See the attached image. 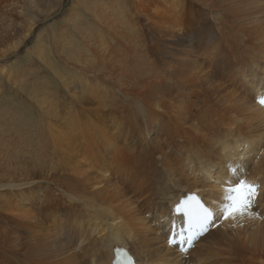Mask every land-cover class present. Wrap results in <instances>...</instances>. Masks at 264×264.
Segmentation results:
<instances>
[{
    "label": "bare ground",
    "instance_id": "6f19581e",
    "mask_svg": "<svg viewBox=\"0 0 264 264\" xmlns=\"http://www.w3.org/2000/svg\"><path fill=\"white\" fill-rule=\"evenodd\" d=\"M113 1L93 25L72 16L82 50L52 57L49 34L26 50L56 83L30 87L35 149L14 146V118L0 130V264H109L121 247L135 264H264V0ZM242 180L260 185L250 208L169 242L181 195L219 220Z\"/></svg>",
    "mask_w": 264,
    "mask_h": 264
},
{
    "label": "rangeland",
    "instance_id": "374dc122",
    "mask_svg": "<svg viewBox=\"0 0 264 264\" xmlns=\"http://www.w3.org/2000/svg\"><path fill=\"white\" fill-rule=\"evenodd\" d=\"M110 1L114 2L113 0H8V1L5 0L3 1L2 5L0 6V56H4V55L7 56L0 57V67H2L5 73H7L9 80L7 79L6 75L3 76L1 74L2 72L0 70V130L2 133V137L3 135L5 136V138L6 135L9 136V132L6 131V127H5V117L10 118V120L12 118L15 119L14 121L20 127L21 129L20 132L22 134L18 132L17 133L13 132L14 136H16V139H14V141L16 140L14 146L17 145L20 148H22V150L24 151H30L32 148L33 149L36 148L35 145H33V141L31 142L28 141L29 135H31L32 131L34 132L36 128L35 120L38 117L37 116L38 108L36 107V105H34V103L30 101V100L34 101L32 96L29 95L30 87H32L33 84H39L40 80H43V82L50 81L52 87L56 83V79H54V75H53V70L51 69V67H49V64L47 62H43L46 60L41 59L37 55L34 56V54H27L26 50L29 48L30 45H33L36 37H38V34H39L38 37L39 40L42 39L45 34L46 35L49 34L48 39L49 41H51L50 43L53 46V52H54V54H51L52 57L55 58L58 57L59 59L62 58L63 57L62 54L63 55L65 54L62 51H65L66 48H68L72 44L74 45L76 44L78 46L76 47V49L82 50L84 46L83 44L82 46H80L81 41H80V35L78 33L79 31L78 29H80L79 28L80 26L76 27L74 25L75 18H73L72 16L73 15H75L76 17L78 16V20L79 22H81V24L93 25L95 24V22L93 21L94 19H92L93 17L92 15H94L93 13L96 9L95 7H100V5H102V3L104 2H105L104 7H106V5L110 3ZM123 1L130 4V6L132 7L134 4L140 5L139 9L141 10L145 9L146 7V0H123ZM86 2L88 3L86 4L88 7L83 6V4ZM46 9H48L47 13L44 12L46 11ZM33 17H38L37 22L32 26V29L29 32L28 37L25 38L24 41L19 46H17L18 42H20L22 39V34L26 31V28H28L29 22L33 19ZM56 49H61V50L57 51ZM57 53L59 56L57 55ZM114 54L115 53H113V55ZM18 126H15L14 124L15 128ZM27 128H29L30 131ZM24 138L27 141H25ZM0 140L2 139L0 138ZM260 150L263 151V147L261 149H257L252 152L241 150L240 153H244L245 156L251 154L250 159H252L255 153H257ZM226 154L227 153H224L223 157L226 156ZM232 154L236 155L239 154V152L238 153L233 152L231 153V155ZM2 161L4 160L2 159ZM4 166H6V170H2L1 172H5L3 174V178L7 179L8 176L7 162H5V165H3V167ZM12 179H13L12 177L9 178L8 176V181ZM2 199L9 201V188L0 187V201Z\"/></svg>",
    "mask_w": 264,
    "mask_h": 264
},
{
    "label": "snow or ice",
    "instance_id": "6c2138e0",
    "mask_svg": "<svg viewBox=\"0 0 264 264\" xmlns=\"http://www.w3.org/2000/svg\"><path fill=\"white\" fill-rule=\"evenodd\" d=\"M264 103V101H262ZM256 188L254 185L248 184L246 181H240L236 187L229 189V194L226 199L229 203L225 208V215H234L236 213H243L244 209L251 207L252 196L255 194ZM204 219L207 220L212 214L204 209Z\"/></svg>",
    "mask_w": 264,
    "mask_h": 264
}]
</instances>
